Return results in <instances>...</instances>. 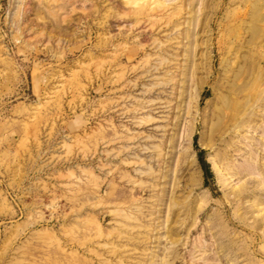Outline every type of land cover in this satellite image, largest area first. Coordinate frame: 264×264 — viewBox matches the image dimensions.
<instances>
[{
  "label": "rangeland",
  "instance_id": "374dc122",
  "mask_svg": "<svg viewBox=\"0 0 264 264\" xmlns=\"http://www.w3.org/2000/svg\"><path fill=\"white\" fill-rule=\"evenodd\" d=\"M0 264H264V0H0Z\"/></svg>",
  "mask_w": 264,
  "mask_h": 264
},
{
  "label": "trees",
  "instance_id": "16d2710c",
  "mask_svg": "<svg viewBox=\"0 0 264 264\" xmlns=\"http://www.w3.org/2000/svg\"><path fill=\"white\" fill-rule=\"evenodd\" d=\"M197 157H198V162H199L201 169L203 171V174L205 175V178H206V176H208L210 174V172H209L208 164L203 159V150H200L198 152Z\"/></svg>",
  "mask_w": 264,
  "mask_h": 264
}]
</instances>
